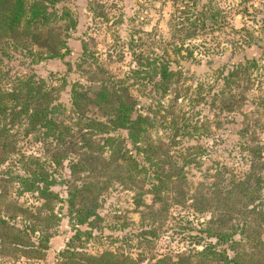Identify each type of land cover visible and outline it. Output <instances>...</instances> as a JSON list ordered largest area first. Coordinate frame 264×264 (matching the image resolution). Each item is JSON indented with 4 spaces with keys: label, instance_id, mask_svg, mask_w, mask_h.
<instances>
[{
    "label": "trees",
    "instance_id": "obj_1",
    "mask_svg": "<svg viewBox=\"0 0 264 264\" xmlns=\"http://www.w3.org/2000/svg\"><path fill=\"white\" fill-rule=\"evenodd\" d=\"M62 1L0 0V62L10 51L23 53L33 62L43 58L63 59L68 48L66 39L60 36L59 24L68 21L67 26H72L75 22ZM95 2L90 1L92 14L105 18L104 8L94 5ZM170 2L179 13L174 15L172 11L169 18L171 30L166 45L158 51L129 41L134 64L128 68V75L109 74L95 56L86 52L83 41L76 60L64 59L67 68L74 66L80 76L70 81L61 77L58 85L33 70L11 74L0 65V164L6 162L0 172L17 185L19 193L31 192L40 200L33 222L28 225H18L0 216V244H10L20 256L42 258L48 242L47 229L59 219L54 206L65 201L72 232L58 253L59 264H264V234H261L264 233V196L260 193L264 178L257 162L261 145L256 142L257 122L246 115L240 123L233 120L232 126L248 141L243 146L249 155L248 165L223 190L214 187L211 190L209 200L216 203L221 216L213 220L215 225L211 223L202 229L208 239L199 247L173 255H153L145 263L141 252L132 255L117 249L89 251L85 247L95 237L92 229L100 219L97 208L99 195L106 187L101 179L105 168L111 165V170L120 169L119 173H124L129 184H146L139 187L141 190L133 198L135 204H140L142 192H150L162 200L160 190L173 177L181 178L185 166L196 162V153L190 155V151L197 145L187 146L186 152L180 153V163L158 157L149 136L152 118L139 110L138 100L131 93L132 86L146 96L155 92L156 101L161 102L167 91H174V98L176 91H187L182 87V72L171 65L174 62L171 53L191 57L194 47L188 39L195 33L196 14L201 17L208 13L204 9L207 3ZM226 64L216 70V75L228 84L238 69L236 65ZM67 84L69 106L57 97L60 88ZM18 124L25 133H37L42 139L54 142L49 161L21 154L11 159L14 127ZM67 152L75 155L68 158L66 177L54 173V166L60 165ZM55 184L65 185V197L52 188ZM241 197L250 204L252 222H247V213L238 207ZM235 214L243 215L244 219L232 222ZM144 232L154 234L151 229ZM194 243L199 244L198 239Z\"/></svg>",
    "mask_w": 264,
    "mask_h": 264
},
{
    "label": "rangeland",
    "instance_id": "obj_2",
    "mask_svg": "<svg viewBox=\"0 0 264 264\" xmlns=\"http://www.w3.org/2000/svg\"><path fill=\"white\" fill-rule=\"evenodd\" d=\"M90 1L104 8L105 18L92 14ZM200 2L207 3L204 9L208 13L201 17L196 14L195 33L188 39L194 47L191 57L171 53L174 59L171 65L182 72V87L187 91H176V98L174 91H167L158 102L157 93L146 96L131 88L139 110L152 118L149 136L158 157L180 163V153L186 152L187 146L197 145L190 151V155L196 153V162L185 166L181 178L173 177L160 190L162 200L150 192H142L140 204H135L133 198L141 190L139 187L146 184H129L120 169L111 170V165L105 168L101 179L106 187L99 195L97 208L100 219L92 229L95 237L85 245L89 251L111 248L132 255L141 252L145 263L153 255H173L199 247L207 240L202 229L221 216L216 203L209 200L211 190L213 187L223 190L232 178L242 174L249 162L243 149L248 141L232 126L233 120L240 123L244 115L257 122L256 142L261 145L257 162L264 178V0ZM62 3L75 22L72 26H67L68 21L59 24L60 36L66 39L68 48L64 58L33 62L23 53L10 51L2 57V68L11 74L33 70L58 85L61 77L70 81L80 76L74 66L67 68L64 59L76 60L83 41L86 52L95 56L109 74L122 77L128 75V68L134 64L129 45L159 51L170 37L168 22L172 11L174 15L179 13L170 0H63ZM226 63L238 69L228 84L216 75V70ZM68 90L69 84L57 94L66 106H69ZM14 131L11 159L21 154L50 160L55 148L53 141L42 139L37 133H25L21 124L15 125ZM72 155L74 152H67L60 165L54 166V173L69 176L67 163ZM52 188L60 196H66L65 185L55 184ZM17 190V185L0 172V216L18 225H28L33 222L40 200L34 193ZM260 193L264 196V188ZM65 205V201H60L54 206L59 219L47 229L48 242L42 258L20 256L10 244L2 243L0 264H59L58 253L72 232ZM249 206L241 197L238 207L247 213V222H252ZM234 217L231 220L234 223L244 219L241 214ZM147 229L154 234L144 232ZM195 239L199 244L194 243Z\"/></svg>",
    "mask_w": 264,
    "mask_h": 264
}]
</instances>
